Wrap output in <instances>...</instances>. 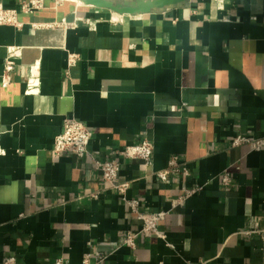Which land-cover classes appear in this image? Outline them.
<instances>
[{"label":"crops","instance_id":"0c3cea01","mask_svg":"<svg viewBox=\"0 0 264 264\" xmlns=\"http://www.w3.org/2000/svg\"><path fill=\"white\" fill-rule=\"evenodd\" d=\"M21 1L0 0L22 23L0 25V264H82L95 251L104 264H264L252 232L264 230V144L232 145L264 137V0H146L134 11L44 0L32 14ZM67 115L90 131L81 159L53 152ZM143 138L152 167L120 158L119 180L141 211L165 212L166 239L137 234L129 247L141 221L94 162ZM172 156L187 173L161 181Z\"/></svg>","mask_w":264,"mask_h":264},{"label":"built area","instance_id":"2783aa9c","mask_svg":"<svg viewBox=\"0 0 264 264\" xmlns=\"http://www.w3.org/2000/svg\"><path fill=\"white\" fill-rule=\"evenodd\" d=\"M112 1V0H110ZM44 7V0H22L19 4V11L25 14H32ZM0 25H12L20 27L22 23L18 20V10L8 8L0 3ZM77 59L75 53L68 54V64L73 65ZM12 57H8L5 61V73L3 75L2 84L8 83L7 73L13 67ZM38 86V79L36 76H31L27 82V93H34ZM90 140V131L88 127L73 115H67L63 118L60 132L54 139L53 152L55 155L61 153H68L77 159H81L88 154V145ZM240 143H249L255 148L264 144V137L256 140H251L246 136H237L232 145ZM153 143L147 138L124 145L116 151L117 156L105 159L96 160L94 162L95 168L99 171L103 181L108 183L109 187L118 192L120 199L125 203L130 211L134 213L141 221L140 229L137 233L127 232L123 237V243L129 247H134V238L137 234L147 236H156L163 240L166 239L165 231L159 228V223L164 219V211L145 212L139 209V201L135 198H130L127 195L129 183L119 180L120 172V158L139 159L143 162L146 168L152 167L153 161ZM184 172L187 173L185 165L179 161L177 156H172L165 169L156 172V176L161 181H166L170 173ZM220 181L227 186L232 183V178L227 170H224L220 175ZM189 191L187 193H191ZM251 232V231H250ZM249 232V233H250ZM254 233L261 234L264 238V230H255ZM107 256L99 251L93 253L86 252L82 257V264H104ZM14 258L7 257L1 264H13ZM55 264H62V259H57Z\"/></svg>","mask_w":264,"mask_h":264},{"label":"water","instance_id":"95a60500","mask_svg":"<svg viewBox=\"0 0 264 264\" xmlns=\"http://www.w3.org/2000/svg\"><path fill=\"white\" fill-rule=\"evenodd\" d=\"M83 1H85V2H92V3H98L99 5H102V6H108V7H112V8H114L115 10H120V11H134V10H136V9H142L143 7H148V5H150L151 3H148V2H141V3H138V4H143V6H139V8L138 7H135V4L136 3H134V6H132V7H129V5H127V4H125V5H121V4H119V3H115V4H113L111 1H104V0H83ZM164 1V0H163Z\"/></svg>","mask_w":264,"mask_h":264},{"label":"rangeland","instance_id":"374dc122","mask_svg":"<svg viewBox=\"0 0 264 264\" xmlns=\"http://www.w3.org/2000/svg\"><path fill=\"white\" fill-rule=\"evenodd\" d=\"M71 1H75V2L78 3V1H76V0H71ZM141 2L143 3V2H148V1H146V0L144 1V0H143V1H138L137 3H141Z\"/></svg>","mask_w":264,"mask_h":264},{"label":"bare ground","instance_id":"6f19581e","mask_svg":"<svg viewBox=\"0 0 264 264\" xmlns=\"http://www.w3.org/2000/svg\"><path fill=\"white\" fill-rule=\"evenodd\" d=\"M76 1H78V3H80V2H81L80 0H76Z\"/></svg>","mask_w":264,"mask_h":264}]
</instances>
